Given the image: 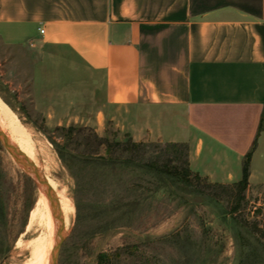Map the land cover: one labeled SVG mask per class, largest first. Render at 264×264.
<instances>
[{
    "label": "rangeland",
    "instance_id": "374dc122",
    "mask_svg": "<svg viewBox=\"0 0 264 264\" xmlns=\"http://www.w3.org/2000/svg\"><path fill=\"white\" fill-rule=\"evenodd\" d=\"M11 30L19 40L8 37ZM20 30L0 24V97L38 145L42 167L73 201L58 264H98L100 254L118 250L114 264H264V191L246 190L235 221L226 193L222 200L204 199L183 183L159 188L158 177L139 167L84 162L105 154V146L88 143L90 133L128 140L103 114L102 78L66 53L32 45ZM144 142L139 156L146 160L172 154L168 142ZM40 192L0 142V264L29 263L30 245L45 234L41 221L31 225Z\"/></svg>",
    "mask_w": 264,
    "mask_h": 264
},
{
    "label": "crops",
    "instance_id": "0c3cea01",
    "mask_svg": "<svg viewBox=\"0 0 264 264\" xmlns=\"http://www.w3.org/2000/svg\"><path fill=\"white\" fill-rule=\"evenodd\" d=\"M0 24L100 75L118 134L187 143L214 183L251 153L247 191H264V0H0Z\"/></svg>",
    "mask_w": 264,
    "mask_h": 264
},
{
    "label": "trees",
    "instance_id": "16d2710c",
    "mask_svg": "<svg viewBox=\"0 0 264 264\" xmlns=\"http://www.w3.org/2000/svg\"><path fill=\"white\" fill-rule=\"evenodd\" d=\"M73 130H75V127H69V131ZM86 139L90 145H95L96 148L105 146V154L94 157L88 155L87 160L84 162L105 168H115L117 166L139 167L143 171L158 177L161 181L159 188L174 183H183L185 187L191 188L194 194L204 199L222 200L223 193H226V196L232 199V205L228 213L236 216L235 221L239 218L237 213L242 208V202L246 199V190L249 186L251 153L247 155L244 162L242 180L230 186L211 182L207 178L194 173L190 168L189 146L187 143H168L165 150L172 152V154L163 161L160 158L146 160L140 157V152L145 151L149 143L137 142L131 137H128L127 141L110 140L93 132L87 135ZM119 150L123 151L125 155L123 153L122 155L117 154ZM59 152L63 158L64 154L61 150ZM120 255V250L111 254L102 253L99 256L98 264H114V259L119 258Z\"/></svg>",
    "mask_w": 264,
    "mask_h": 264
},
{
    "label": "bare ground",
    "instance_id": "6f19581e",
    "mask_svg": "<svg viewBox=\"0 0 264 264\" xmlns=\"http://www.w3.org/2000/svg\"><path fill=\"white\" fill-rule=\"evenodd\" d=\"M0 126L2 130L9 135L11 140L27 156H29L35 162V164L38 167H40L41 170L44 172L45 178L47 179L50 186L53 188L56 196L58 197L59 207L63 213L66 224V230H67V227H69L68 224L70 223V217H72L71 214L75 210L73 201L67 195L65 189L61 188L60 183L52 176L53 174H51L49 170L45 169L46 167L45 168L42 167V164L38 156L39 153L36 150V147L38 145L35 147L31 135L26 130L27 127L25 128V125L21 121L18 114L15 111H13L1 97H0ZM38 220L42 222L45 228V234L37 242L34 241L33 245H30L32 248V256L28 264H45L46 252L50 249V246L52 245L55 246L56 244L57 221L54 216V212L50 200L47 194L43 190H41L40 196L37 200V204L32 211L31 225L37 222ZM22 242L23 241H21V243Z\"/></svg>",
    "mask_w": 264,
    "mask_h": 264
},
{
    "label": "water",
    "instance_id": "95a60500",
    "mask_svg": "<svg viewBox=\"0 0 264 264\" xmlns=\"http://www.w3.org/2000/svg\"><path fill=\"white\" fill-rule=\"evenodd\" d=\"M0 142L6 147L10 153L20 162L22 167L28 171L41 190H43L51 203L54 216L57 221V239L52 252L51 264H58L60 250L62 248L63 242L66 239V224L63 213L59 207L58 197L56 196L53 188L50 186L49 182L45 178L44 172L38 167L35 162L27 156L6 134L0 126Z\"/></svg>",
    "mask_w": 264,
    "mask_h": 264
},
{
    "label": "built area",
    "instance_id": "2783aa9c",
    "mask_svg": "<svg viewBox=\"0 0 264 264\" xmlns=\"http://www.w3.org/2000/svg\"><path fill=\"white\" fill-rule=\"evenodd\" d=\"M40 31H41V33H44L45 29L44 28H40Z\"/></svg>",
    "mask_w": 264,
    "mask_h": 264
}]
</instances>
